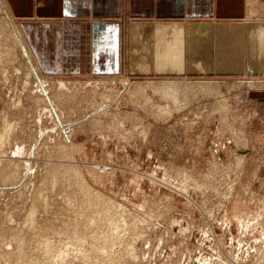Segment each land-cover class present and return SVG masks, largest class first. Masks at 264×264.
<instances>
[{
	"label": "rangeland",
	"instance_id": "1",
	"mask_svg": "<svg viewBox=\"0 0 264 264\" xmlns=\"http://www.w3.org/2000/svg\"><path fill=\"white\" fill-rule=\"evenodd\" d=\"M17 29L0 0V264H264V74L50 73Z\"/></svg>",
	"mask_w": 264,
	"mask_h": 264
},
{
	"label": "crops",
	"instance_id": "2",
	"mask_svg": "<svg viewBox=\"0 0 264 264\" xmlns=\"http://www.w3.org/2000/svg\"><path fill=\"white\" fill-rule=\"evenodd\" d=\"M3 1L50 73L264 74V0Z\"/></svg>",
	"mask_w": 264,
	"mask_h": 264
},
{
	"label": "bare ground",
	"instance_id": "3",
	"mask_svg": "<svg viewBox=\"0 0 264 264\" xmlns=\"http://www.w3.org/2000/svg\"><path fill=\"white\" fill-rule=\"evenodd\" d=\"M5 24H6V26H7V30H8L9 27H8L6 21H5ZM8 36H9V38H8L7 40H9V41L11 40V42H13L14 45L18 46L17 39L14 38V36L12 35V32H10L9 30H8ZM175 89H176V88H175ZM116 123H117V122H116ZM7 127H8V126H7ZM1 134H2V133H1ZM0 136H1V135H0ZM0 138H1V137H0ZM0 142H1V140H0ZM2 144H3V143H2ZM0 151H1V147H0ZM229 188H230V187H229ZM89 192H90V191H89ZM97 196H98V195H97ZM119 208H120V207H119ZM121 208H122V207H121ZM104 219H105V218H104ZM255 219H256V218H255ZM137 220H138V219H137ZM94 221H95V220H94ZM134 221H135V220H134ZM118 222H119V221H118ZM93 223H94V222H93ZM109 223H110V222H109ZM136 223H137V222H136ZM224 223H225V222H224ZM86 224H87V221H86ZM138 224H139V223H138ZM141 224H142V223H141ZM94 225H95V224H94ZM223 225H224L225 228H227V226H228V224H226V223L223 224ZM238 226H239V225H238ZM95 227H96V226H95ZM116 227H117V226H116ZM228 227H229V226H228ZM257 228H258V227H257ZM148 229H149V228H148ZM253 229H254L253 231H255V230H256V226H254ZM97 230H98V229H97ZM97 230H96V231H97ZM97 233H98V232H97ZM113 233H115V232H113ZM117 235H118V234H117ZM92 237H93V236H92ZM92 239H93V238H92ZM94 240H95V239H94ZM110 241H111V240H110ZM45 244H47V243H45ZM49 245H50V244H49ZM261 245H262V244H261ZM44 246H45V247L47 246V248L49 247L48 245H44ZM50 246H51V245H50ZM52 247H53V246H52ZM47 248H45L46 250H48L47 253H46V254H47L46 256L49 257L48 254H51V253H52V251H53L52 249H53V248H52V249H51V247H49L50 249H47ZM54 249H55V248H54ZM54 251H55V250H54ZM92 251H93V250H92ZM107 251H108V250H107ZM55 253H57V251H56ZM90 253H91V252H90ZM52 254H53V253H52ZM52 254H51V256L57 255V254H54V255H52ZM217 254H218V253H217ZM89 255H90V254H89ZM92 255H93V254H92ZM94 255H96V254H94ZM96 256H97V255H96ZM96 256H95V257H96ZM49 258H51V257H49ZM54 258H55V257H54ZM55 260H56V259H55Z\"/></svg>",
	"mask_w": 264,
	"mask_h": 264
}]
</instances>
